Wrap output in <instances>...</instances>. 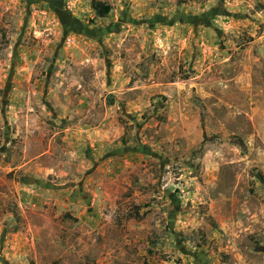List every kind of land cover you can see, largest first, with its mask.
Listing matches in <instances>:
<instances>
[{
  "label": "rangeland",
  "instance_id": "374dc122",
  "mask_svg": "<svg viewBox=\"0 0 264 264\" xmlns=\"http://www.w3.org/2000/svg\"><path fill=\"white\" fill-rule=\"evenodd\" d=\"M97 1L0 0V264H264V0Z\"/></svg>",
  "mask_w": 264,
  "mask_h": 264
},
{
  "label": "trees",
  "instance_id": "16d2710c",
  "mask_svg": "<svg viewBox=\"0 0 264 264\" xmlns=\"http://www.w3.org/2000/svg\"><path fill=\"white\" fill-rule=\"evenodd\" d=\"M178 3L183 2L182 0H177ZM90 6L95 11V13L99 16L106 15L110 12L111 7L103 2L97 0H90ZM262 176V175H261Z\"/></svg>",
  "mask_w": 264,
  "mask_h": 264
}]
</instances>
